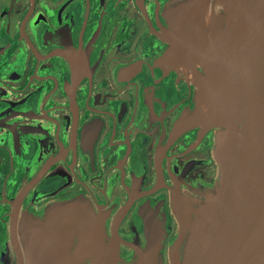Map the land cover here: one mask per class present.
<instances>
[{
  "label": "flooded vegetation",
  "instance_id": "flooded-vegetation-1",
  "mask_svg": "<svg viewBox=\"0 0 264 264\" xmlns=\"http://www.w3.org/2000/svg\"><path fill=\"white\" fill-rule=\"evenodd\" d=\"M193 1L0 0V264L26 262L28 224L76 202L121 264L164 225L171 264L179 197L198 206L221 176L222 128L191 121L199 88L165 37ZM233 13L208 0V30Z\"/></svg>",
  "mask_w": 264,
  "mask_h": 264
},
{
  "label": "water",
  "instance_id": "water-1",
  "mask_svg": "<svg viewBox=\"0 0 264 264\" xmlns=\"http://www.w3.org/2000/svg\"><path fill=\"white\" fill-rule=\"evenodd\" d=\"M207 1L174 8L175 33L165 37L199 88L191 121L222 128L221 176L198 206L179 197L171 264H264V0H232L234 13L213 20L211 30ZM206 62L203 74L198 64ZM27 227V258L20 255L18 264H121L117 241L106 242L85 203L57 208ZM165 235L164 225L151 220L133 264H162Z\"/></svg>",
  "mask_w": 264,
  "mask_h": 264
},
{
  "label": "bare ground",
  "instance_id": "bare-ground-1",
  "mask_svg": "<svg viewBox=\"0 0 264 264\" xmlns=\"http://www.w3.org/2000/svg\"><path fill=\"white\" fill-rule=\"evenodd\" d=\"M205 66H207V67H208V66H209V63H207V62H206V63H205Z\"/></svg>",
  "mask_w": 264,
  "mask_h": 264
}]
</instances>
